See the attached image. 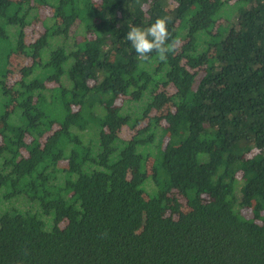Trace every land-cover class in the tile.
I'll return each instance as SVG.
<instances>
[{
    "label": "trees",
    "instance_id": "trees-1",
    "mask_svg": "<svg viewBox=\"0 0 264 264\" xmlns=\"http://www.w3.org/2000/svg\"><path fill=\"white\" fill-rule=\"evenodd\" d=\"M0 264H264V0H0Z\"/></svg>",
    "mask_w": 264,
    "mask_h": 264
},
{
    "label": "clouds",
    "instance_id": "clouds-1",
    "mask_svg": "<svg viewBox=\"0 0 264 264\" xmlns=\"http://www.w3.org/2000/svg\"><path fill=\"white\" fill-rule=\"evenodd\" d=\"M165 17H158L150 26L142 28L129 26L126 38L142 60H149V54L155 52L161 61L166 60L167 54L175 50V41L169 43L168 23Z\"/></svg>",
    "mask_w": 264,
    "mask_h": 264
},
{
    "label": "rangeland",
    "instance_id": "rangeland-1",
    "mask_svg": "<svg viewBox=\"0 0 264 264\" xmlns=\"http://www.w3.org/2000/svg\"><path fill=\"white\" fill-rule=\"evenodd\" d=\"M248 213L250 214V211H248Z\"/></svg>",
    "mask_w": 264,
    "mask_h": 264
}]
</instances>
